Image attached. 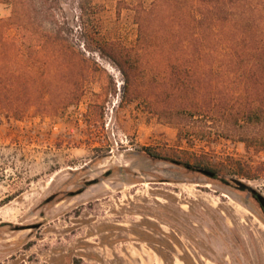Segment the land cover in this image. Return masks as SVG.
<instances>
[{
	"label": "rangeland",
	"instance_id": "rangeland-1",
	"mask_svg": "<svg viewBox=\"0 0 264 264\" xmlns=\"http://www.w3.org/2000/svg\"><path fill=\"white\" fill-rule=\"evenodd\" d=\"M152 1L60 0L65 77H43L41 108L0 116V264H264V146L189 144L142 101L136 9Z\"/></svg>",
	"mask_w": 264,
	"mask_h": 264
},
{
	"label": "trees",
	"instance_id": "trees-1",
	"mask_svg": "<svg viewBox=\"0 0 264 264\" xmlns=\"http://www.w3.org/2000/svg\"><path fill=\"white\" fill-rule=\"evenodd\" d=\"M3 2L0 116L20 119L44 105L43 77H65L73 29L60 0ZM89 3L79 0L78 9ZM136 14L149 73L144 105L189 144L222 138L263 147L264 0H153L139 2ZM136 65L118 63L125 88L138 81Z\"/></svg>",
	"mask_w": 264,
	"mask_h": 264
},
{
	"label": "water",
	"instance_id": "water-1",
	"mask_svg": "<svg viewBox=\"0 0 264 264\" xmlns=\"http://www.w3.org/2000/svg\"><path fill=\"white\" fill-rule=\"evenodd\" d=\"M199 172H201V173H203L204 175H207V176H209V177H214V173L212 172V171H209V170H207V169H203V168H199V169H197ZM237 188L238 189H240V190H248V191H250L251 190V188L249 187V186H247V185H244V184H242V183H239L238 185H237ZM257 198L259 197V196H256Z\"/></svg>",
	"mask_w": 264,
	"mask_h": 264
},
{
	"label": "flooded vegetation",
	"instance_id": "flooded-vegetation-1",
	"mask_svg": "<svg viewBox=\"0 0 264 264\" xmlns=\"http://www.w3.org/2000/svg\"><path fill=\"white\" fill-rule=\"evenodd\" d=\"M246 190V189H245ZM251 191V190H250ZM254 194H255V192L254 191H252ZM256 195V194H255ZM256 196H259V195H256ZM257 200H258V202H259V204L261 205V208L263 209V211H264V199L261 197V196H259L258 198H256Z\"/></svg>",
	"mask_w": 264,
	"mask_h": 264
},
{
	"label": "crops",
	"instance_id": "crops-1",
	"mask_svg": "<svg viewBox=\"0 0 264 264\" xmlns=\"http://www.w3.org/2000/svg\"><path fill=\"white\" fill-rule=\"evenodd\" d=\"M157 264H160L159 262H157Z\"/></svg>",
	"mask_w": 264,
	"mask_h": 264
}]
</instances>
